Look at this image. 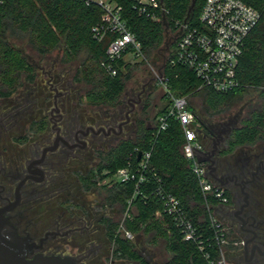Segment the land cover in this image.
Returning a JSON list of instances; mask_svg holds the SVG:
<instances>
[{"label":"trees","instance_id":"1","mask_svg":"<svg viewBox=\"0 0 264 264\" xmlns=\"http://www.w3.org/2000/svg\"><path fill=\"white\" fill-rule=\"evenodd\" d=\"M112 1L118 4L128 28L141 42L143 54L142 59L134 62L119 61L116 77L109 76L101 68L112 37L109 35L102 42H97L92 35V28L101 22L103 15L98 6H86L74 0H0V85L10 87L18 84L23 74H30L33 79V66L15 44L16 41H25L32 51L42 55L60 52L62 62L67 66L81 57L75 80L89 87L86 93L88 105L117 110L123 104L121 98L133 72L148 62L155 61L160 63L159 71L168 79L170 91L177 97L189 99V109L202 128L200 140L203 145V136L217 135L220 128L216 126L214 129L215 125L211 126L198 113L191 104L195 97L201 98L204 114L212 119L224 117L234 104L242 102L246 96L254 95L259 106L232 128L225 151L233 152L240 147L252 146L260 138H264V0H242L261 14V20L247 39L245 52L239 62L237 77L240 87L227 94L200 89V81L188 69L171 63L179 40L178 23H185L193 0H160L167 13H157L158 20L138 15L132 0ZM204 3L205 0H196L187 22L189 25H198ZM169 35H172L170 43L167 41ZM165 99L166 95L163 97ZM166 111L167 106L157 116ZM155 119L153 127L144 121L138 122L136 137L121 142L112 150L106 164L99 171V174L103 170L107 172L101 179H109L119 169L126 167L131 159L136 162V156L130 157L135 149L140 152L151 151V167L161 178L165 191L181 201L195 226L207 236L211 233L209 227L212 210L218 201L204 196L191 171L190 162L182 153L184 136L181 125L170 121L167 130L157 135ZM225 123L230 124L225 119L219 122V126ZM91 188L92 185H89L88 190ZM134 190L133 183L106 187L107 202L111 206L119 205L122 210H127ZM130 212L132 220L125 222L126 229L137 235L152 230L163 236L172 253L168 264H208L195 244L183 241L178 228L163 213L162 203L158 198H137ZM158 212L162 216L160 221L155 219ZM103 223L114 247L113 254L118 260L137 259L140 264H149L141 259L134 244L119 235L118 222L108 218ZM145 223L148 225L142 228ZM235 242L232 240L226 249L237 251L238 248L232 245ZM207 250L213 259H219L218 248Z\"/></svg>","mask_w":264,"mask_h":264},{"label":"flooded vegetation","instance_id":"2","mask_svg":"<svg viewBox=\"0 0 264 264\" xmlns=\"http://www.w3.org/2000/svg\"><path fill=\"white\" fill-rule=\"evenodd\" d=\"M17 48L33 66V79L23 74L18 84L0 85V212L21 237L35 244L27 259L37 254L71 256L86 264L92 250L82 245L93 246L88 241L96 228L89 222L91 211L80 202L81 190L100 186L96 178L112 150L136 137L142 120L134 116L145 109V89L127 94L117 109L122 115L113 110L89 121L87 108L84 113L74 110L68 66L62 63L64 68L54 76L55 67L50 73L45 68L52 54ZM39 72L48 77L44 87L38 83ZM232 125L218 136L205 137L210 146L204 147L201 158H211L213 171L210 163H204L208 177L228 197V203L220 206V217L229 244L235 240L232 244L239 246L238 264H264V255L252 253L256 245L264 250V138L244 147L239 158L224 157L220 147ZM97 198L102 203L96 206L102 208L107 195L97 193ZM105 231L110 240L106 227ZM73 243L76 253L71 252Z\"/></svg>","mask_w":264,"mask_h":264},{"label":"built area","instance_id":"3","mask_svg":"<svg viewBox=\"0 0 264 264\" xmlns=\"http://www.w3.org/2000/svg\"><path fill=\"white\" fill-rule=\"evenodd\" d=\"M86 6H98L102 9L101 22L92 28L93 38L102 42L106 36L112 40L106 50L101 68L111 77L118 74L119 61L134 62L143 58L142 44L128 28L123 19L121 9L112 0H74ZM133 8L140 16L158 20L157 13L165 15L167 11L160 0H132ZM261 20V14L242 0H205L198 18V25L183 23L180 26L172 65H181L188 69L199 81L200 89H209L216 93L227 94L240 87L238 81V66L245 49L246 42ZM157 85L164 89L167 111L156 115V134L166 131L170 121L178 122L183 131L184 143L182 153L190 162L191 171L198 180L199 187L208 199H215L221 205L228 203L225 191L215 185L208 177L204 163L199 162L205 151L200 135V123L189 109L187 97H177L169 89L168 79L161 71ZM139 155L140 158H139ZM127 166L119 169L112 179L114 184L133 183L134 195L128 201L127 214L137 198L143 200L149 196L158 198L162 203L163 213L168 216L178 228L183 241L195 244L204 254L208 264H226L225 251L229 245L228 231L213 217L210 222V232L207 236L195 226L181 201L164 189L161 178L151 167V151L140 152L135 149ZM126 238L133 235L126 232ZM219 249V259L211 257L207 249Z\"/></svg>","mask_w":264,"mask_h":264},{"label":"rangeland","instance_id":"4","mask_svg":"<svg viewBox=\"0 0 264 264\" xmlns=\"http://www.w3.org/2000/svg\"><path fill=\"white\" fill-rule=\"evenodd\" d=\"M169 43L172 41V35L168 36ZM16 46L21 48L27 53H32V50L30 47H28L27 43L23 41L22 43L20 41H16ZM166 49V47H163ZM31 55V54H30ZM32 57H35L31 55ZM61 53L58 51H54L52 53V56L49 58L48 66H45L46 71L49 72L52 67H55V71L53 72L54 76H57L58 71H61L64 66H62L61 62ZM36 58V57H35ZM81 61V57L77 58V60L73 61L70 66H68V72L70 78H72L73 85H72V101H73V107L75 111H78V113L86 111V116L89 119V121H94L95 117L100 116L101 114L107 115L113 112V110H108L105 107H91L88 105V100L86 93L89 90V87L83 83V82H78L75 80L76 72L78 70L79 64ZM160 63L155 62V61H150L148 62L147 65L141 66L137 68L133 72V76L131 80L126 84V90L121 98V100H127L128 98L127 94H133L136 95L137 92H140L143 89H145V95H144V106L145 109L140 113H136L134 118L136 120H141L142 121H147L149 124L154 123V119L157 115L158 112H160L164 107L165 104H167V100H163V97L165 95L164 89L160 88L159 85H156L158 76H159V67ZM70 68V69H69ZM50 73V72H49ZM64 73V72H63ZM65 74V73H64ZM48 77H44L41 72H39V79L38 83L40 87H44L46 84ZM41 97V95H40ZM43 97V96H42ZM79 97H82V101L79 100ZM255 96H246L244 100L240 103L234 104L232 108L223 115L224 117H215V118H208L202 109V104H201V98L195 97L194 99L191 100V104L197 109L198 113L201 114L207 123H211L210 125L214 126L216 129L220 128L217 135L223 131L224 129L226 130V126L228 124H223L219 126V122L228 119L229 123L234 124L232 125V128L237 125L241 121L243 117H246L250 111L253 109L257 108L259 106V102ZM76 103V104H75ZM116 111V114H120V111ZM146 119V120H145ZM239 121V122H238ZM225 122V121H224ZM230 125V124H229ZM201 126V125H200ZM153 127V126H152ZM200 131L202 128L199 129ZM229 134L225 135V138L221 144L220 150L222 155L224 157H228L229 154L233 155L234 158H239L240 153L244 147L237 148L233 152H227L225 151L227 145V139L229 138ZM203 142H204V147H209L210 146V140L208 138L203 137ZM246 147V146H245ZM249 147V146H248ZM104 172L103 174H105ZM103 174H99V176L96 178L99 181H101V185L98 187L91 188L89 191H85V193L79 188L78 191L74 192V195L79 194L81 190V200L80 202L85 205L88 209V211H91L92 216L91 220L89 222H95V226L93 230V234L95 236H91L90 240L88 242L94 243L93 246L91 245L89 248L88 244H83V248L86 249L87 251H91L90 258L88 260V263L86 264H140V261L137 259H124V260H118L114 254V247L111 243L110 240L105 239V224L103 223L104 219H112L115 222L119 223L118 227V233L119 235L123 236L126 238V232H130L133 235L132 239H127L129 242L135 245L136 251L141 257V259H144L146 262L149 264H168L172 257V253L170 249H168L166 241L163 236L160 234H157L156 231L149 230L145 234H135L129 230L126 229L125 227V222L128 220H132V214L130 212V218L126 216L127 210H122V208L119 205H113L111 206L107 201L103 204L102 208L97 207L96 205H100V201L97 199V193L103 195L106 194V187H112L114 186V182L112 179V176L109 179H101V176ZM75 188H72V191H74ZM78 192V193H77ZM221 204L218 203L214 206L212 210L211 217L214 219L218 220L223 227L227 228L225 225V222L222 220L220 217L221 215ZM97 210V212H94V209ZM93 209V210H92ZM87 216V215H85ZM155 219L160 221L162 220L161 213H157L155 216ZM96 222H99V226L96 227ZM146 225H142V228H145ZM166 229V228H165ZM229 236V235H228ZM230 237V236H229ZM238 237H235L237 239ZM93 240V241H92ZM239 241V238H238ZM233 245V244H232ZM76 244H72L71 252L76 253ZM233 247L238 248L239 246L233 245ZM237 252L238 250H233V249H226L225 251V263L226 264H238V258H237Z\"/></svg>","mask_w":264,"mask_h":264},{"label":"water","instance_id":"5","mask_svg":"<svg viewBox=\"0 0 264 264\" xmlns=\"http://www.w3.org/2000/svg\"><path fill=\"white\" fill-rule=\"evenodd\" d=\"M195 4L196 0H193L185 23L191 18ZM140 156L141 155H139V158ZM199 162L210 163V169L213 171L210 157L200 158ZM248 243H246V249ZM33 247H35V244L31 243V239L21 237L11 223L0 212V264H79L77 260L71 256L60 257L37 254L32 259H27V255L32 253ZM255 252L264 255V250H261L257 245L252 249V253Z\"/></svg>","mask_w":264,"mask_h":264}]
</instances>
